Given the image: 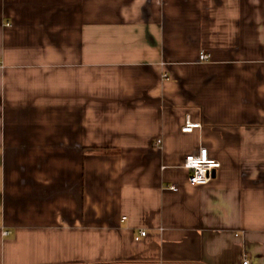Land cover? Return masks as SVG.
Returning a JSON list of instances; mask_svg holds the SVG:
<instances>
[{
  "label": "crops",
  "instance_id": "1",
  "mask_svg": "<svg viewBox=\"0 0 264 264\" xmlns=\"http://www.w3.org/2000/svg\"><path fill=\"white\" fill-rule=\"evenodd\" d=\"M202 147L222 166L194 186ZM246 259L264 264V0H0V264Z\"/></svg>",
  "mask_w": 264,
  "mask_h": 264
},
{
  "label": "built area",
  "instance_id": "2",
  "mask_svg": "<svg viewBox=\"0 0 264 264\" xmlns=\"http://www.w3.org/2000/svg\"><path fill=\"white\" fill-rule=\"evenodd\" d=\"M210 55L205 51L200 53V61L208 62L210 61ZM166 80H169V77L165 76ZM201 124L195 123L191 120V117L188 115L186 117L185 125L182 130L185 133L193 132L196 128H200ZM162 140H158L156 143L157 147H161ZM184 168H186L189 173L188 181L191 185L194 186H205L208 185L216 176L218 170L221 168L222 164L216 159H212L209 156L207 148H200L198 152L194 154H189L185 157ZM171 191H177L176 186H169L167 188ZM9 232L5 231L4 235H8ZM148 236L147 231H141L140 235L135 237L136 241H139L142 238ZM243 264H249V260H244Z\"/></svg>",
  "mask_w": 264,
  "mask_h": 264
}]
</instances>
